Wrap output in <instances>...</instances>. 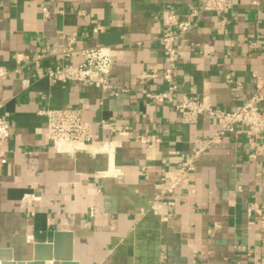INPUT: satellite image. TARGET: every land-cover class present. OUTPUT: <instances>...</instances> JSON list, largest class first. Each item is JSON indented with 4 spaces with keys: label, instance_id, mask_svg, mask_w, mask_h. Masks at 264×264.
Masks as SVG:
<instances>
[{
    "label": "crops",
    "instance_id": "1",
    "mask_svg": "<svg viewBox=\"0 0 264 264\" xmlns=\"http://www.w3.org/2000/svg\"><path fill=\"white\" fill-rule=\"evenodd\" d=\"M202 1L0 0V65L14 68L17 52L44 54L0 79V115L11 124L0 161V249L30 260L59 229L73 232L78 264H264V155L241 131L203 150L190 187L167 196L173 205L141 214L162 179L217 129L206 114L183 122L175 102L144 92L169 85L164 9L196 22L177 41L176 99L206 96L232 110L264 73V0H234L225 17L195 19L191 8ZM97 24L104 29L94 32ZM70 39L75 63L82 47H111V88L44 76ZM77 107L97 142L73 152L46 137L43 111Z\"/></svg>",
    "mask_w": 264,
    "mask_h": 264
},
{
    "label": "built area",
    "instance_id": "2",
    "mask_svg": "<svg viewBox=\"0 0 264 264\" xmlns=\"http://www.w3.org/2000/svg\"><path fill=\"white\" fill-rule=\"evenodd\" d=\"M234 7V0H203L191 8L190 15L195 19L203 13L211 11L225 17ZM45 16L49 15V7L43 6ZM163 32L160 36V44L163 50L166 67L163 73L164 79L169 83L168 88L158 92L144 90L148 97L159 102H175L181 119L186 123H196L203 115H208L217 124V129L208 140L196 151L188 155L185 161L171 174L162 179L161 191L150 202L148 207L141 209V214L148 211L159 213L164 206L173 205L174 201L167 196L173 195L179 186L190 187L194 172L197 168V160L203 150L210 144L220 141L224 136L235 131L245 134L249 147L257 154L264 155V73H255L256 85L254 92L246 102L232 110H226L213 105L206 96L184 95L181 98L174 97V63L178 58V39L189 31L196 23L194 19L181 17L179 11L173 7L165 8L162 13ZM104 29L102 24H97L94 32ZM77 50L74 39H70L61 50L62 61L56 66L47 67L44 76L54 82L72 81L82 82L87 86H97L105 89L112 87L110 80L114 57L110 46L96 45L79 49L82 60L73 62L72 56ZM44 54L17 52L14 54L16 66L10 68L0 65V79H6L13 72L22 74L26 66L34 62L39 65ZM155 73H142L140 77H153ZM46 115V137L51 141H64L70 151L84 149L88 144L97 142L94 134L85 121L82 109L77 108H48L43 111ZM11 134L9 114L0 115V161H8L7 151L4 145ZM262 142V143H261Z\"/></svg>",
    "mask_w": 264,
    "mask_h": 264
},
{
    "label": "water",
    "instance_id": "3",
    "mask_svg": "<svg viewBox=\"0 0 264 264\" xmlns=\"http://www.w3.org/2000/svg\"><path fill=\"white\" fill-rule=\"evenodd\" d=\"M74 236L72 231L59 230L49 243H36L33 258L30 260L14 259L10 250L0 249L1 264H78L73 254Z\"/></svg>",
    "mask_w": 264,
    "mask_h": 264
}]
</instances>
